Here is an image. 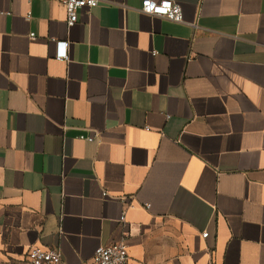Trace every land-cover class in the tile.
<instances>
[{
    "label": "crops",
    "instance_id": "1",
    "mask_svg": "<svg viewBox=\"0 0 264 264\" xmlns=\"http://www.w3.org/2000/svg\"><path fill=\"white\" fill-rule=\"evenodd\" d=\"M142 1L0 0V264H264V0Z\"/></svg>",
    "mask_w": 264,
    "mask_h": 264
},
{
    "label": "built area",
    "instance_id": "2",
    "mask_svg": "<svg viewBox=\"0 0 264 264\" xmlns=\"http://www.w3.org/2000/svg\"><path fill=\"white\" fill-rule=\"evenodd\" d=\"M102 0H61L66 11V23L74 25L78 21L79 11L83 8H92L100 4ZM141 11L159 15L175 22H183L184 15L182 6L174 0H143ZM33 36V34H31ZM56 58L68 59V46L66 41L57 42ZM81 138L93 140L92 135H80ZM124 220V216L121 217ZM208 232L202 236L207 237ZM129 250L127 237L122 236L117 241L99 245L93 256L82 264H129ZM62 253L57 248L32 247L27 256L26 264H62Z\"/></svg>",
    "mask_w": 264,
    "mask_h": 264
}]
</instances>
